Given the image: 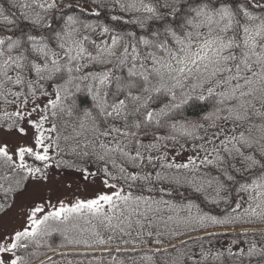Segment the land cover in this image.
<instances>
[{"label":"snow or ice","instance_id":"6c2138e0","mask_svg":"<svg viewBox=\"0 0 264 264\" xmlns=\"http://www.w3.org/2000/svg\"><path fill=\"white\" fill-rule=\"evenodd\" d=\"M63 170L102 187L38 196ZM17 205L0 264H264V0H0Z\"/></svg>","mask_w":264,"mask_h":264},{"label":"rangeland","instance_id":"374dc122","mask_svg":"<svg viewBox=\"0 0 264 264\" xmlns=\"http://www.w3.org/2000/svg\"><path fill=\"white\" fill-rule=\"evenodd\" d=\"M71 185L68 188V185ZM102 186L97 180L95 183L84 182L79 178V175L69 174V172H61L56 178L48 184L42 185L37 189L38 196H42L44 199H50L53 203L56 202L57 198L69 200L79 198L91 197L94 190H99ZM22 210V206H15L5 216L0 217V226L12 227L20 223L19 213ZM59 259V257H56ZM69 259H76L83 261L85 257L71 255ZM91 257L89 256L88 259Z\"/></svg>","mask_w":264,"mask_h":264},{"label":"trees","instance_id":"16d2710c","mask_svg":"<svg viewBox=\"0 0 264 264\" xmlns=\"http://www.w3.org/2000/svg\"><path fill=\"white\" fill-rule=\"evenodd\" d=\"M207 210V209H206ZM80 226L81 227H85V228H87V227H89V225H86V224H84V222L83 221H80ZM102 230V229H101ZM103 231V230H102ZM103 234L105 235V237H107V235H109L110 233L109 232H107V231H103ZM59 237H57L56 238V242L58 243L59 242ZM105 259H107V258H105Z\"/></svg>","mask_w":264,"mask_h":264}]
</instances>
